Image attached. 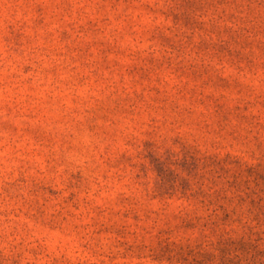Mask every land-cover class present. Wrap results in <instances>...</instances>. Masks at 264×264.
Segmentation results:
<instances>
[{"label": "rangeland", "instance_id": "1", "mask_svg": "<svg viewBox=\"0 0 264 264\" xmlns=\"http://www.w3.org/2000/svg\"><path fill=\"white\" fill-rule=\"evenodd\" d=\"M0 264H264V0H0Z\"/></svg>", "mask_w": 264, "mask_h": 264}]
</instances>
